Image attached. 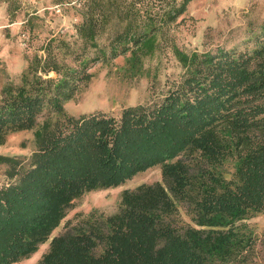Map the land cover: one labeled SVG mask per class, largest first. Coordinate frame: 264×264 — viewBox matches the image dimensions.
<instances>
[{
    "label": "trees",
    "instance_id": "trees-1",
    "mask_svg": "<svg viewBox=\"0 0 264 264\" xmlns=\"http://www.w3.org/2000/svg\"><path fill=\"white\" fill-rule=\"evenodd\" d=\"M2 1L29 52L1 90L0 147L27 134L32 154L0 155V264L48 242L38 264H264V228L250 223L264 217V21L245 43L189 52L172 32L197 0H51L77 22L48 37ZM164 45L179 72L145 102L69 111L105 68L152 79ZM153 168L163 182L124 190L115 213L66 220L86 194Z\"/></svg>",
    "mask_w": 264,
    "mask_h": 264
},
{
    "label": "rangeland",
    "instance_id": "rangeland-1",
    "mask_svg": "<svg viewBox=\"0 0 264 264\" xmlns=\"http://www.w3.org/2000/svg\"><path fill=\"white\" fill-rule=\"evenodd\" d=\"M50 1L17 0L16 12L22 19L28 18L27 14L39 16L44 23L41 27L44 37L69 34L74 30L77 20L72 21L61 6L51 7ZM184 18L185 20L172 32L182 49L189 52H204L217 50L218 47L232 48L245 43L250 28L263 23L264 0H197L190 5L189 12ZM9 19L6 5L0 0V96L9 78L17 79L24 70L25 56L29 52L27 35H20L22 22L10 25ZM147 66L152 68V79L145 77L135 82L121 81L117 76H108L106 68L101 70L95 80L67 106L69 111L77 116L96 110L117 114L121 106L145 102L151 92L150 88L159 89L167 79L179 72L169 45H164L157 57L148 61ZM24 142L27 147L22 145ZM31 154L32 147L27 134L12 136L6 145L0 147V155L29 157ZM4 172L5 168L0 167V182H4L2 179ZM158 182H163L161 169L153 168L118 188L88 193L66 220L73 219L77 213L86 214L93 209L113 214L118 209L120 195L124 190ZM250 223L264 228V217L255 218ZM65 230L66 221L57 229L54 236ZM48 245L49 242L43 244L30 259L18 264H38Z\"/></svg>",
    "mask_w": 264,
    "mask_h": 264
}]
</instances>
